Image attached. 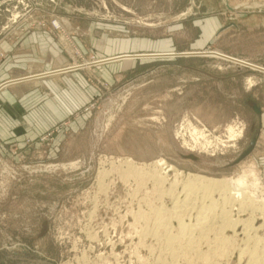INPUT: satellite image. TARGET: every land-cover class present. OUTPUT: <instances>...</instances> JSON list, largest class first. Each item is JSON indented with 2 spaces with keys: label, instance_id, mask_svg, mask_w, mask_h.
Listing matches in <instances>:
<instances>
[{
  "label": "rangeland",
  "instance_id": "rangeland-1",
  "mask_svg": "<svg viewBox=\"0 0 264 264\" xmlns=\"http://www.w3.org/2000/svg\"><path fill=\"white\" fill-rule=\"evenodd\" d=\"M27 31L46 36L86 99L0 142V264H246L242 224L209 217L175 258L163 231H177L169 211L189 173L253 167L260 183L241 189L264 202V74L212 53L264 67V0H0V42ZM229 127L240 135L220 143ZM230 213L262 222L250 205ZM249 235L264 243V228Z\"/></svg>",
  "mask_w": 264,
  "mask_h": 264
},
{
  "label": "crops",
  "instance_id": "crops-1",
  "mask_svg": "<svg viewBox=\"0 0 264 264\" xmlns=\"http://www.w3.org/2000/svg\"><path fill=\"white\" fill-rule=\"evenodd\" d=\"M0 46L5 52L0 62V142H20L31 129L42 130L85 102L78 73L58 71L63 56L46 36L27 31Z\"/></svg>",
  "mask_w": 264,
  "mask_h": 264
},
{
  "label": "bare ground",
  "instance_id": "bare-ground-1",
  "mask_svg": "<svg viewBox=\"0 0 264 264\" xmlns=\"http://www.w3.org/2000/svg\"><path fill=\"white\" fill-rule=\"evenodd\" d=\"M212 53L217 58H220L223 60H229L232 63H234L236 66H240V68L246 67L251 71H259L264 74V67L256 66L254 64L249 63L248 61H244L243 59L238 60V59L231 58L227 56L226 54L219 52L217 50ZM247 81L249 84H251V80L248 79ZM194 130L196 129L194 128ZM240 133H241V130H236L233 127H229L227 141L220 140V143L225 144L226 142L227 143L231 142L237 136H239ZM202 144L205 145L206 141L205 143H202ZM156 162L160 165L165 164L164 161L161 159L159 161L157 160ZM247 172L248 174L242 173L241 175L235 178L233 177L232 178H213V177H207V176H203L199 174H190V173L186 175L184 181L182 180L183 181L182 191L184 195L182 198L180 196L176 197L174 205L171 207L172 209L169 211V216L170 217L173 216L177 220V231L174 233L170 232L171 229L168 230L169 228L165 224L164 226L167 227L168 229L164 228L165 231H163L164 233L162 232L165 236L164 237L165 243L171 252L170 253L171 257L175 258V256L176 257L178 256V253L180 251L190 249L192 246H194L193 244L194 240L192 238V235L195 232V230L197 228L199 229V231H197L199 232L198 233L199 235L205 233V231L208 230V227L211 224H213L211 220L207 221V219L209 217H212V219H214L216 216H218V218L221 219V221L223 222L222 226L220 224V227L223 229L225 227H229L235 230L239 227V224H242L243 227H241L242 230L240 234L246 236V240H245L246 243L251 244V245L250 244L248 245L249 246L248 248L245 246L246 248L240 249V252H239V256L242 255L244 252L247 253L248 260L246 264H264V243L263 244L261 243L262 239L261 238L251 239L249 235L250 232H254L258 230L259 228H264V202L262 203L260 202L258 204L256 203L255 205V201L248 194H246V192H244L241 189L242 185H244L245 180L248 176H252L255 184H259L260 179L255 173L253 167H250V169ZM234 202H237V205L239 204V207L242 211H244L245 208L248 207L249 205L252 211L258 210L261 213L260 215L262 218V222L259 223L257 226H254L255 220L251 217L249 218L246 217L247 219H243V220H237V219L232 220L231 219L232 217H230L231 216L230 210H231V203L233 204ZM216 206L219 207V212H215ZM190 220H194V222L191 223ZM219 232H220V229H219ZM204 237L206 236L204 235ZM181 242L183 244H181ZM180 256L181 255H179V257ZM238 264H239V261H238Z\"/></svg>",
  "mask_w": 264,
  "mask_h": 264
},
{
  "label": "water",
  "instance_id": "water-1",
  "mask_svg": "<svg viewBox=\"0 0 264 264\" xmlns=\"http://www.w3.org/2000/svg\"><path fill=\"white\" fill-rule=\"evenodd\" d=\"M248 98H246V100H247ZM253 110L258 114V113H260V109L257 107V106H253ZM255 142H256V138L255 137H253L251 140H250V142H249V144H248V146H247V148L241 153V155L239 156V158L237 159V161L238 160H240L241 158H243L244 156H246L252 149H253V147H254V145H255Z\"/></svg>",
  "mask_w": 264,
  "mask_h": 264
}]
</instances>
